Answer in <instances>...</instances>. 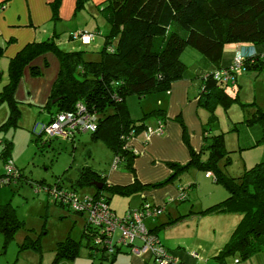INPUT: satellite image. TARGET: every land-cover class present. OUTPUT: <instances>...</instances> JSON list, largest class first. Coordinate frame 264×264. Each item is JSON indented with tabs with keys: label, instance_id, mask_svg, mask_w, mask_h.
Here are the masks:
<instances>
[{
	"label": "trees",
	"instance_id": "16d2710c",
	"mask_svg": "<svg viewBox=\"0 0 264 264\" xmlns=\"http://www.w3.org/2000/svg\"><path fill=\"white\" fill-rule=\"evenodd\" d=\"M84 1L76 0L75 8L83 7ZM60 2L61 0H54L52 3L54 20L58 19ZM100 9L110 28L104 36L99 60H85L83 49L61 50L56 43V36L30 43L11 59L9 81L0 94V102L8 103V123L16 124L20 112L13 94L23 70L29 66L30 75L39 77L42 70L32 65V62L48 53L55 55L59 70L43 108L51 115L47 126L56 114L73 111L78 103L82 104L97 117L96 130L90 133L91 138L103 142L110 149L114 160H118L116 168L122 164L124 169L131 172L132 161L137 155L127 145L128 141L146 130L149 125L146 121L157 118L156 121L162 124L165 116H162L163 110H153L134 120L128 109V98L167 93L174 82L186 78L187 66L181 60L186 47L193 48L215 66L220 65L223 50L228 46L246 43L264 47V0H104ZM243 58L242 68L248 71H260L264 68V51ZM215 71L191 77L192 80L199 79L198 105L212 115L218 105L228 109L238 100V96L233 97L227 92L228 85L237 84V74L234 82L224 83L213 78ZM212 115L203 129L200 152L196 153L190 148V161L185 165L168 163V167L173 170L172 174L150 188L169 183L191 167L212 171L214 182L222 185L228 196L202 213H239L242 216L232 238L218 257L221 261L229 256L237 257L235 263L238 264L248 260L253 254L264 251V162L245 170L237 179L218 168L217 162L226 158L224 135L211 134L210 124L216 118ZM242 123L248 126L259 125L262 134L258 142H264L263 111L257 109L250 119L247 118ZM44 128L35 139V144L40 149L48 145V141H42L41 138L45 133ZM0 143V158L5 163L10 159L11 142L4 139ZM206 152L209 156L203 160ZM17 172L15 182L20 179V173ZM78 176L76 185L72 184L71 189L56 184L46 188L47 194L52 189L76 193V186L100 182L102 188L95 189L92 198H104L109 204L115 193L127 195L146 188H141L136 181L132 186L124 188L108 185L103 176L89 167L81 169ZM1 185L6 184L0 183ZM52 198L59 206L67 207L59 198ZM75 213L84 217L83 214ZM187 216H180L167 224H174ZM19 226L10 204L0 205V233L4 236L5 243L12 238ZM100 231L85 219L82 238L87 241V247L91 250L90 257L99 255L101 260L112 264L122 246L116 245L115 251L110 253L104 242L94 243L96 236H102ZM150 232L156 234L155 231ZM79 248V243L70 238L60 242L55 262L65 258L73 260ZM152 263L154 264L153 260Z\"/></svg>",
	"mask_w": 264,
	"mask_h": 264
},
{
	"label": "rangeland",
	"instance_id": "374dc122",
	"mask_svg": "<svg viewBox=\"0 0 264 264\" xmlns=\"http://www.w3.org/2000/svg\"><path fill=\"white\" fill-rule=\"evenodd\" d=\"M100 4L94 3L93 0H85L83 7L74 9V15L70 19H53L51 26L56 23L57 29L60 30L59 34L55 36L61 50H74L80 43L78 39L71 37V33L99 34L101 35L99 45L93 47L94 44H92L83 48L85 60H99V52L104 42L103 37L108 34L110 28L105 14L100 9ZM80 27L82 28L78 29ZM52 32L51 29L48 35H51ZM61 42H63L62 45ZM249 47L251 45L243 43L238 45L236 50L242 55L248 54ZM254 47L252 46L255 51L254 55L260 53ZM257 49L262 50V48ZM193 51L201 55L193 48L186 47L182 57L188 66L194 64ZM48 54L50 55L48 57L50 66L48 65L47 70L50 72L54 65V59H52L53 54ZM236 74L237 85H228L227 92L233 97L238 96V100L228 109L218 105L213 114L216 118L210 124L211 128L209 129L214 134L222 133L224 135L226 158L218 161L217 167L237 179L245 170L264 162V142H258L262 134L260 126H248L242 123L247 119V116L250 119L257 109L264 112V68L260 71H248L243 67ZM44 88L43 80L33 79L24 84L21 80L18 83L13 94L20 112L16 124L8 123L10 112L8 103L6 101L0 103V141L5 139L11 142L9 160L20 173V179L16 182L0 186V205L10 204L20 223L12 238L6 243L4 236L0 233V264H109L108 261L101 260L99 255L94 258L90 257L91 250L87 247V241L82 238L84 218L67 207L56 204L53 198L47 194L46 188L60 184L62 188L71 189L72 184L76 185L81 169L90 167L104 172L105 169L114 165V156L103 142L93 140L90 133H78L74 140L60 137L50 138L44 133L41 138L42 141H48V145L42 149L38 148L35 139L42 128L47 126L50 113L46 109L41 110L39 107L31 106L28 101V91L29 89L37 91L40 96ZM156 95H148L146 100L136 96L128 98L132 113L143 112L145 114L155 110L146 112L149 108V101L152 103ZM37 99L40 100V98ZM208 114L210 118L212 114L209 111ZM235 122H237L236 125ZM159 123L156 121L155 125H148L145 133L154 135L155 133L149 134L148 130L155 128ZM162 125L164 129V123ZM235 127L237 129H234ZM1 150L0 147V153ZM208 156V152L204 153L203 160ZM4 166L5 163L0 158V176L5 174ZM206 174L208 173L204 170L191 167L181 175L183 177L178 182L185 184L183 188L188 191L189 199L177 200L173 206L174 209L186 213H189L191 209L195 210L190 215L194 216L193 219L196 220L190 225H197L198 221L200 225H220L222 222L219 219H223V217H228L229 223L232 220L234 223L235 221L239 222L241 219L239 213H229L228 216L202 213L214 204L215 200L220 201L228 196L224 187L213 181L212 171L209 172V175ZM204 177H208V180H205ZM198 178L199 182L196 181L195 187L191 186L190 184ZM198 183L201 184V188ZM76 193L81 199L93 197L95 187L91 185L76 186ZM158 218L166 219V213ZM215 218H217L216 224ZM181 221L182 219L176 223L189 225L186 221ZM118 236L116 233L114 238L117 239ZM67 238L79 243L80 248L77 255L73 260L65 258L55 262L58 244ZM124 253L118 254V257ZM119 261L121 262L115 261L114 264H125L124 259ZM226 262L234 264V257L229 256Z\"/></svg>",
	"mask_w": 264,
	"mask_h": 264
},
{
	"label": "crops",
	"instance_id": "0c3cea01",
	"mask_svg": "<svg viewBox=\"0 0 264 264\" xmlns=\"http://www.w3.org/2000/svg\"><path fill=\"white\" fill-rule=\"evenodd\" d=\"M102 1L104 0H93V2L97 4ZM53 2L54 0H0V94L9 81V65L11 59H13L26 45L33 42H41L59 34L60 30L57 29V24L55 23L51 26L53 21ZM75 2L76 0H61L58 8V20L70 19L71 16L74 15ZM81 28L82 27L78 29ZM51 29L53 32L51 35H48ZM100 36L99 34H95L94 40L89 45H81L79 43L74 50H82L92 44H94L93 47L99 45ZM56 43L60 46L57 40ZM62 44L63 42H61V45ZM236 47L237 46H228L224 48L219 66L211 64L203 55H198L194 51L193 53L195 54L192 53L195 59L194 64L188 66L183 61L182 57L185 54V48L181 54V60L187 66V77L174 82L169 92L157 94L152 103L149 101V110H146V112L152 109L164 111L162 115L165 116L164 132L161 135H147L145 131H142L135 138L128 141L127 145L137 155L132 161V172L124 169L122 164L117 168L111 166L105 169L104 172L93 169L105 178L108 185L124 188L126 186H132L136 181L141 188L146 187L145 189L127 195L118 193L113 194L110 198L109 206L117 215H122L130 209L139 208L141 204L162 206L164 211L160 215L166 213V219L158 218L160 216L158 215L146 219L144 223L149 230L156 232L162 245L178 258V264H229L226 262L229 257L224 261L219 260L218 257L225 245L232 238L241 220L240 219L239 222L235 221V223L232 220L229 223L228 217H223V219H219L222 222L220 225H200L199 221L197 225H190L196 220L193 219L194 216L190 215L195 210L191 209L189 213H186L184 211L180 212L173 207L175 202L180 200V193L183 192L186 194L184 200L189 199L188 191L183 188L185 184L178 182L181 177H183L181 175L184 174L185 171L175 176L165 185L157 188H150L151 185L168 179L172 174L173 170L168 167V163L185 165L190 161V148L196 153L200 152L204 133L203 129L208 122L209 114L206 109L198 105L199 80H192L191 77L200 76L214 70H219L220 68L228 67L232 63L235 52L237 51ZM254 48L257 52L264 51L263 46ZM257 48H262V50H258ZM248 49L250 50L248 51L249 53L243 54L245 57L255 52L252 46ZM53 56L54 65H52V70L50 72L47 70V67L50 66L49 54L38 57L32 62V65L41 68V76L32 77L28 69L29 66L23 70L22 79H20L23 84L33 79L43 80L45 84V88L41 91L40 96L37 91L30 89L28 91V101L34 108L39 107L41 110L44 108L52 84L57 77L59 62L58 59H56L57 57L55 56V58ZM33 87L32 85V88ZM147 96L139 99L146 100ZM37 98H40V100ZM127 105L132 119L138 120L144 115L143 112L133 114L128 100ZM247 118H249V116H247ZM50 119L51 115L49 116V120ZM156 119L157 118L151 119L146 121V123L155 125ZM211 134L214 133L212 132ZM0 147L2 148L1 143ZM207 173L206 175H209V172ZM207 178L208 177H204L205 180H208ZM212 179L214 181L213 177ZM196 181L199 182V178L194 180L190 185L195 187ZM198 185L200 186L201 184L198 183ZM220 201L215 200L214 204ZM191 207H193V205H191ZM185 215L188 216L182 219V221H186L189 225H178L179 223L167 224ZM228 215L229 214L220 216ZM240 217L242 218V216ZM214 220L216 224L217 218ZM147 222L148 224H146ZM122 252H125L124 255L120 257L117 255L115 258L116 262H121L119 260L124 259L125 264H153L149 256H134L130 254L126 247L121 248L120 253ZM236 260L237 257H234V264H236ZM115 261L112 264H114ZM238 264H264V251L255 253L248 260L240 261Z\"/></svg>",
	"mask_w": 264,
	"mask_h": 264
},
{
	"label": "built area",
	"instance_id": "2783aa9c",
	"mask_svg": "<svg viewBox=\"0 0 264 264\" xmlns=\"http://www.w3.org/2000/svg\"><path fill=\"white\" fill-rule=\"evenodd\" d=\"M72 37L78 39L81 44H90L94 40V34L87 32L73 33ZM243 61L244 58L237 51L232 65L227 69L216 70L213 78L224 83L234 82L236 73L242 69ZM96 124V114L78 103L75 110L56 114L52 122L44 128V132L50 138L60 137L71 140L78 133L95 132ZM163 132L161 123L148 130L149 134L155 133L156 135H161ZM117 162L118 160L115 159L113 167L117 166ZM4 168L5 174L0 178V183L8 185L17 178V170L9 159L5 162ZM49 195L59 198L73 212L83 214L88 224L98 227L102 236H96L93 242H104L110 253L115 251L116 245H121L127 247L134 256H149L154 264H178V258L170 253L157 235L150 232L144 224L146 218L160 215L164 211L162 206L143 204L139 208L117 215L104 198L85 197L81 199L77 193H64L54 189ZM185 198L186 194L180 193L179 199L184 200ZM116 233L119 235L117 239L114 238Z\"/></svg>",
	"mask_w": 264,
	"mask_h": 264
},
{
	"label": "water",
	"instance_id": "95a60500",
	"mask_svg": "<svg viewBox=\"0 0 264 264\" xmlns=\"http://www.w3.org/2000/svg\"><path fill=\"white\" fill-rule=\"evenodd\" d=\"M92 184H93V186H94L96 189H101V188H102V183H100V182H93Z\"/></svg>",
	"mask_w": 264,
	"mask_h": 264
},
{
	"label": "clouds",
	"instance_id": "9594fccd",
	"mask_svg": "<svg viewBox=\"0 0 264 264\" xmlns=\"http://www.w3.org/2000/svg\"><path fill=\"white\" fill-rule=\"evenodd\" d=\"M180 201H184V200H180ZM85 218V217H84ZM129 251V250H128ZM131 254V253H130Z\"/></svg>",
	"mask_w": 264,
	"mask_h": 264
}]
</instances>
